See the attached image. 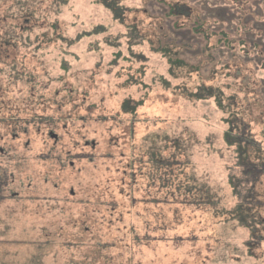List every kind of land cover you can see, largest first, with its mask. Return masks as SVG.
<instances>
[{
  "label": "rangeland",
  "instance_id": "obj_1",
  "mask_svg": "<svg viewBox=\"0 0 264 264\" xmlns=\"http://www.w3.org/2000/svg\"><path fill=\"white\" fill-rule=\"evenodd\" d=\"M121 1L133 9L127 24L157 42L151 0ZM52 2L0 0V264H264V167L242 166L239 147L227 146L230 114L214 99L181 93L221 88L256 143L250 155L264 152V0L192 5L181 24L212 27L197 43L216 48V61L207 56L171 90L156 83L167 66L150 46L147 59L113 57L108 39L126 57L130 39L109 9ZM99 24L105 32L83 37ZM235 30L249 33L243 54L233 40L232 58L220 39ZM128 74L156 89L124 86Z\"/></svg>",
  "mask_w": 264,
  "mask_h": 264
},
{
  "label": "trees",
  "instance_id": "obj_2",
  "mask_svg": "<svg viewBox=\"0 0 264 264\" xmlns=\"http://www.w3.org/2000/svg\"><path fill=\"white\" fill-rule=\"evenodd\" d=\"M60 0H53L52 4H54L52 7H57V3ZM181 3H177L175 5H171L169 3V0H151L148 2L149 5V11L153 18L160 20L158 24V35L159 39L157 42H152L147 39V37H143L142 34L138 31L139 28H137V25L133 23L127 24V13L132 12L133 9L129 8L121 0H96L97 4H102L105 8L109 9L114 18L116 20H120L122 25L126 24L128 29V38L130 41L137 42V44H132L130 41L127 42V53L129 57H126L121 50V44H117L114 39L109 38V42L107 45L114 47V49L117 50V52L113 53V57H122L126 61H130L132 56L135 54L136 57L139 59H147L145 54V47H149V50L156 56H159L162 60L165 61V64L167 66V70L165 74H158L155 77V80L158 79V83L163 90H169L171 88V85L173 84V80L177 78H184L189 79L193 74H196L199 72V64L203 63L207 56L209 55L208 52L210 50L217 51L216 48H208V41L204 45V42H201L202 45H199L197 42L199 41V35H208L209 31L212 29V27H209V29L203 30L204 24L200 22H194L193 24H190L189 21L185 24H181V21L184 19V17L189 16L191 12L192 5H199L202 4H208V6H213L214 8H218L217 4L221 0H207V2H203L201 0H177ZM201 1V2H200ZM225 2L226 0H222ZM172 2V1H171ZM216 2V3H214ZM50 7V8H52ZM30 13L31 11L29 9H26L23 11V13ZM60 12V11H59ZM27 17V16H25ZM25 22H28L25 20ZM76 27V25H74ZM106 27H104L102 24L96 25L92 28L93 31L90 33L85 32V36H96L101 35L102 32H105ZM212 32V31H210ZM222 35L224 32H221ZM237 36L230 34L228 31L224 34V38L222 40L220 39V50L219 51H226L232 50V58L236 55V52L233 49H237L241 47L239 50L240 52L243 50L242 46L247 41L245 40V37L249 31H246V33L240 34L236 30L233 32ZM257 33V32H256ZM245 37H240L244 36ZM82 37V38H83ZM205 39L206 36H203ZM208 39V38H207ZM112 40V41H111ZM237 42L236 45H232L234 41ZM121 41V40H120ZM122 42V41H121ZM113 43V44H112ZM134 46L137 48L136 52L134 51ZM93 48V46H92ZM241 54H243L241 52ZM212 57L207 58L209 60L208 62L214 63L216 60H214L213 55ZM214 60V61H213ZM111 65H114V63H111ZM138 72L136 74L139 76H143V70L144 66H139ZM134 78L131 74L126 75V80L124 81V86L128 87L132 83H138L137 85L141 86L142 89H156L153 83L150 84H141L139 83L142 78L139 76V82L138 79L136 81H133ZM177 89H180V87H177ZM171 90V89H170ZM181 93L185 94V98L189 101L193 102H208L211 99H214L215 105L217 109L221 112H228L230 114L231 119H224V122L227 123L228 129L224 133V141L229 147L238 146L239 150L238 153L240 156L244 157L242 160V166H244L247 162L246 160H249L248 166L256 165L258 164L256 161H259V165H262L264 167V152L261 149V147H258V149L254 150V157L250 155V151L248 150L249 145L250 146H256V143H253L251 140H249L247 137H245L244 133L247 134V124L244 122V120H240L238 117V113L235 111L238 109L235 108L233 102V99L230 97H226L224 91L216 86H205V85H199L198 88H196L194 91L188 90L186 87L181 89ZM145 101H147L146 98H142L141 100L137 101L135 103V109H132V106L130 108L128 102H125L123 105L124 111L129 110L127 112H130V114H135V110L137 107L142 106ZM132 109V110H131ZM133 111V113H132ZM235 119L237 120V127L240 128L241 133L239 136H234V122ZM244 136V137H243ZM249 136V135H248ZM58 135L55 136V139L57 141ZM243 147V148H242ZM174 149H178L176 146H174ZM175 159V155L174 158ZM151 162H153L157 167L158 164L155 161V158L151 159ZM262 163V164H261ZM175 165V163H173ZM255 168V167H254ZM247 170L246 173H248L251 177L256 178V181L258 177L260 176L259 171L256 169ZM264 173V170L262 171ZM256 183V182H255ZM254 183V184H255ZM229 185L232 188L237 187L236 184L233 183L232 179L229 180ZM235 185V186H234ZM256 190V186H254ZM191 189V188H190ZM253 189V190H254ZM248 192H251L248 190ZM252 193V192H251ZM186 195H188L186 193ZM241 196V194H239ZM200 200H203L202 197L199 198ZM206 205V200L204 199L203 206ZM202 206V207H203ZM242 208V207H241ZM249 211H253L255 208H249ZM259 209V206L257 207ZM247 213V211H246Z\"/></svg>",
  "mask_w": 264,
  "mask_h": 264
}]
</instances>
